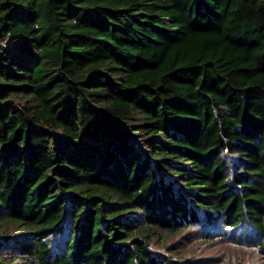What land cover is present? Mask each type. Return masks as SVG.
<instances>
[{"label": "trees", "instance_id": "obj_1", "mask_svg": "<svg viewBox=\"0 0 264 264\" xmlns=\"http://www.w3.org/2000/svg\"><path fill=\"white\" fill-rule=\"evenodd\" d=\"M195 226L264 248V0H0V264Z\"/></svg>", "mask_w": 264, "mask_h": 264}, {"label": "rangeland", "instance_id": "obj_2", "mask_svg": "<svg viewBox=\"0 0 264 264\" xmlns=\"http://www.w3.org/2000/svg\"><path fill=\"white\" fill-rule=\"evenodd\" d=\"M254 233L246 238L239 232L203 226L172 235L161 230L150 251L182 264H264V248H259L263 239Z\"/></svg>", "mask_w": 264, "mask_h": 264}]
</instances>
